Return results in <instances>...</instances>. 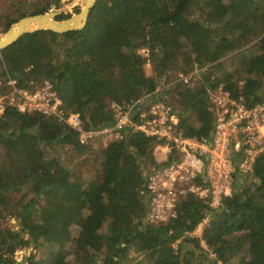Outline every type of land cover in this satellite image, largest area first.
I'll use <instances>...</instances> for the list:
<instances>
[{
    "label": "trees",
    "instance_id": "1",
    "mask_svg": "<svg viewBox=\"0 0 264 264\" xmlns=\"http://www.w3.org/2000/svg\"><path fill=\"white\" fill-rule=\"evenodd\" d=\"M49 10L40 4L18 19ZM0 66L19 88L49 81L63 111L77 114L86 131L114 125L111 104L124 108L148 95V104L170 106L183 136L208 140L210 92L221 87L246 107L264 104V0H98L82 29L23 35L0 50ZM195 67L189 84L155 92ZM130 119L140 123L135 112ZM120 134L88 155L98 177L86 180L78 167L88 158L71 165L62 159L88 152L74 130L51 116L6 108L0 224L13 216L20 232L0 226V264H16L14 253L29 246L35 251L28 264H130L133 254L142 258L136 264H264V155L251 172L234 174L217 209L186 194L175 218L151 224L147 178L170 164L172 153L157 162L153 150L163 139L129 125ZM232 159L237 166L242 154ZM205 219L201 237H193Z\"/></svg>",
    "mask_w": 264,
    "mask_h": 264
},
{
    "label": "built area",
    "instance_id": "2",
    "mask_svg": "<svg viewBox=\"0 0 264 264\" xmlns=\"http://www.w3.org/2000/svg\"><path fill=\"white\" fill-rule=\"evenodd\" d=\"M197 72L195 67L189 74L179 75L155 92L167 90L176 82L187 85ZM28 85L29 89L19 88L18 82L4 71L0 77V116L7 107H13L20 113L38 112L54 117L74 130L79 142L87 146L96 140L106 145L121 139L120 130L126 125L146 136L164 140L163 147L154 148V158L162 154L160 161H166L172 153V162L147 178V220L151 224L175 218L177 203L186 194H193L211 209H217L222 199L231 193L234 174L251 172L254 159L264 155V104L246 107L241 98L231 99L221 87L209 94L214 116L211 137L198 140L183 136L170 106L163 101L148 104V95L124 108L111 104L114 125L86 131L77 114L63 111L49 81L38 84L30 81ZM133 112L139 124L131 121ZM238 153L242 154V159L234 166L232 157Z\"/></svg>",
    "mask_w": 264,
    "mask_h": 264
},
{
    "label": "rangeland",
    "instance_id": "3",
    "mask_svg": "<svg viewBox=\"0 0 264 264\" xmlns=\"http://www.w3.org/2000/svg\"><path fill=\"white\" fill-rule=\"evenodd\" d=\"M40 4H47L50 8L49 12H54L55 10L62 9L64 10L62 14L60 15V18L67 19L71 15L77 13L76 10H79L82 3L77 0H0V38L4 35V33L7 31V29L13 25L16 21H18V17L20 14L25 12H33L36 11L37 6ZM58 4V8H56V5ZM253 44V43H252ZM140 54L143 56H147L146 50H144V53L140 50ZM235 54H232L228 56L227 60L228 62L231 61V58ZM4 68L0 66V77H3L4 75ZM145 74L148 76H151L152 69L149 63H146L144 66ZM164 145V144H163ZM161 145V147H163ZM104 146V143L100 140L94 141L93 144L88 147V152L85 153L83 156H75L74 152H69L66 155H62V159H66L67 163L69 165L71 164H79L78 162L83 161L84 158H88V161L86 164H84L81 168L78 167L79 175L80 177L86 179V180H94L97 179L98 173L96 170L92 167V162L89 161L90 156L96 155L99 150ZM92 154V155H90ZM90 155V156H88ZM162 157V154H158L156 157L157 162H163L160 161ZM158 159V160H157ZM39 211L41 216L42 215H48L50 213L49 207L45 203H41L39 206ZM207 225V219H205L204 222H202L195 231L191 234L193 237L200 238L203 228ZM3 228H8L13 231H19L20 232V224L19 221L13 217L8 216L5 219L1 221L0 224ZM35 250L32 246H29L27 248H23L21 250H17L14 255V261L16 264H28L27 259L30 255V253H33ZM40 255H44L45 251L44 249L40 252ZM142 258H139L137 255L133 254L130 264H136L137 260H141Z\"/></svg>",
    "mask_w": 264,
    "mask_h": 264
},
{
    "label": "water",
    "instance_id": "4",
    "mask_svg": "<svg viewBox=\"0 0 264 264\" xmlns=\"http://www.w3.org/2000/svg\"><path fill=\"white\" fill-rule=\"evenodd\" d=\"M82 3L79 11L67 19L56 20L64 10L58 9L54 12H44L26 16L11 25L0 38V50H4L16 42L23 35H28L39 30H49L57 34H63L84 27L90 12L98 0H77Z\"/></svg>",
    "mask_w": 264,
    "mask_h": 264
}]
</instances>
